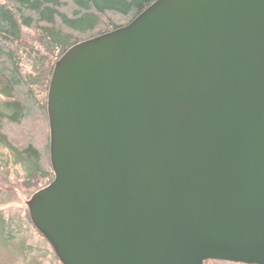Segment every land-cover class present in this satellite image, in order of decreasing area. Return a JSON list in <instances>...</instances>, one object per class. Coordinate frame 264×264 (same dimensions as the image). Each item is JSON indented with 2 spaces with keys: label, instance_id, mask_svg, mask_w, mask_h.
<instances>
[{
  "label": "water",
  "instance_id": "95a60500",
  "mask_svg": "<svg viewBox=\"0 0 264 264\" xmlns=\"http://www.w3.org/2000/svg\"><path fill=\"white\" fill-rule=\"evenodd\" d=\"M46 110L26 206L62 264H264V0H155L60 56Z\"/></svg>",
  "mask_w": 264,
  "mask_h": 264
},
{
  "label": "trees",
  "instance_id": "16d2710c",
  "mask_svg": "<svg viewBox=\"0 0 264 264\" xmlns=\"http://www.w3.org/2000/svg\"><path fill=\"white\" fill-rule=\"evenodd\" d=\"M154 1L0 0V176L16 167L33 188L53 179L46 99L55 62L71 46L125 26ZM33 235L47 244L52 264H62L27 209L0 212V259L14 257L13 264L29 254Z\"/></svg>",
  "mask_w": 264,
  "mask_h": 264
},
{
  "label": "rangeland",
  "instance_id": "374dc122",
  "mask_svg": "<svg viewBox=\"0 0 264 264\" xmlns=\"http://www.w3.org/2000/svg\"><path fill=\"white\" fill-rule=\"evenodd\" d=\"M43 186L44 183H41L33 188L31 184L24 181L18 168H11L8 174L0 176V212L9 216L17 213L24 214L27 209L26 201L35 191ZM28 243H31V245L34 246V249L31 250L29 254H22L19 256L13 264H37L36 260L38 264L53 263V257L50 255V250L41 238L37 235H33L32 239L28 240ZM22 256L27 258L25 262H22ZM6 257L7 256L0 259V264L12 263L14 257H9V259Z\"/></svg>",
  "mask_w": 264,
  "mask_h": 264
}]
</instances>
